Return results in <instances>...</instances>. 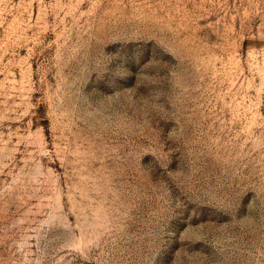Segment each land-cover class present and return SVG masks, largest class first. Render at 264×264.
<instances>
[{
	"label": "rangeland",
	"instance_id": "374dc122",
	"mask_svg": "<svg viewBox=\"0 0 264 264\" xmlns=\"http://www.w3.org/2000/svg\"><path fill=\"white\" fill-rule=\"evenodd\" d=\"M0 264H264V0H0Z\"/></svg>",
	"mask_w": 264,
	"mask_h": 264
}]
</instances>
